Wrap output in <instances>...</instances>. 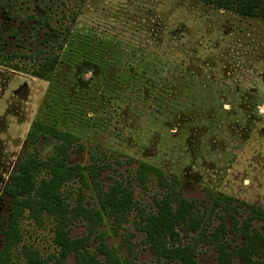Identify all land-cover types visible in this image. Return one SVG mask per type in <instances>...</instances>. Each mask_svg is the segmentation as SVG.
<instances>
[{
    "label": "trees",
    "instance_id": "trees-1",
    "mask_svg": "<svg viewBox=\"0 0 264 264\" xmlns=\"http://www.w3.org/2000/svg\"><path fill=\"white\" fill-rule=\"evenodd\" d=\"M80 1L61 0L63 9L57 17L29 16L53 33L46 40L37 39L36 52L21 55L33 64L36 76L53 75L56 94L47 96L45 108L54 100L59 109L75 93L84 98L101 81L105 130L117 138L130 139L146 122L148 128L161 127L178 136L182 152L192 161L203 160L205 148L207 154L226 155L230 145L237 150L249 142L259 126L257 100L241 88L231 89L225 76L217 81L209 78L204 71L208 63L197 56L201 43L174 12L188 7L197 14L216 12L264 25V0H173L170 6L158 0L156 6L165 10L138 23L140 38L135 40L126 39L112 25L102 31L81 24ZM221 35L228 47L238 40L232 28ZM77 41L81 46L72 48ZM226 57L210 63L211 68ZM14 58L20 57L10 60ZM0 60L8 58L0 53ZM87 74L89 79L83 82ZM95 108L82 100L70 119L85 124L88 114H97ZM51 116L32 122L16 170L3 188L9 212L0 264H68L69 257L74 264H137L143 249L150 253L152 264H199V252L206 247L213 250L215 264H264L263 208L209 188L206 201H189L182 196L183 178L166 175L145 161L138 163L132 178L113 177L105 188L101 178L110 169L106 154L115 150L89 144L90 163L70 164L74 149H84L80 135L62 126L67 114ZM47 139L54 142L53 151L42 159L39 145ZM73 181L78 186L71 203L65 187ZM153 182L158 193L149 195ZM143 197L150 198L152 209L143 206ZM46 217L53 222L54 250L43 256L24 242L22 224L32 220L42 228ZM76 223L85 228L80 237L71 236ZM138 235L141 238L135 242ZM111 236L120 238L116 247L107 243Z\"/></svg>",
    "mask_w": 264,
    "mask_h": 264
},
{
    "label": "rangeland",
    "instance_id": "rangeland-1",
    "mask_svg": "<svg viewBox=\"0 0 264 264\" xmlns=\"http://www.w3.org/2000/svg\"><path fill=\"white\" fill-rule=\"evenodd\" d=\"M165 2V5L170 6L173 0ZM79 3L77 8L81 11L79 18L81 24L93 25L102 31H105V25H112L126 39L133 40L140 38L136 31L138 23L151 21L158 14L161 15L163 9L165 10L156 6L158 0H81ZM62 9L61 0H0V53L8 58L5 61L0 60V248L2 231L9 212V200L4 195L3 188L8 183L10 174L16 170L32 122L36 119L51 120V115H56V112L68 115L64 118L62 126L76 131L80 135V143L84 146L83 150L76 147L70 154L68 159L70 164L90 163L87 152L89 144L97 143L115 150L112 155L109 152L106 154L110 169L101 178L105 188L109 186L113 177L132 178L138 163L145 161L161 167L166 175L175 174L183 178L182 196L189 201H206L205 188H209L264 209L263 24L255 21L246 23L228 15L205 11L199 12L202 16L198 20L199 13L188 7L174 12L178 19L190 27L194 39L201 43L197 56L208 63L204 71L209 78L217 81L223 80L222 77L225 76L224 81L231 89L241 88L258 102L259 126L247 144L237 150L230 145L226 155L207 154L209 152L205 148L204 159L192 161L182 152L181 139L161 127L148 128L146 122H141L139 131L130 135V139L126 136L125 140L117 138L110 130H105V91L101 81L94 89L89 88L84 98L81 93H75L59 109L54 100L50 101L48 109L45 108L47 96L56 94L52 85L53 75L36 76L33 64L23 59L21 55L36 52L37 39L46 40L53 37L47 26L38 24L29 19V16L57 17L61 15ZM231 28L238 40L234 46L228 47L226 46L228 40L221 35V31L228 32ZM239 29L243 30L240 35L236 33ZM66 37L68 39L67 35ZM66 37L61 36V41L63 39L66 41ZM80 46L78 41L72 44L74 49ZM221 55L227 57L219 62L216 68H211L210 63L218 62ZM11 57L20 58L10 60ZM88 79L89 74L85 76L83 82ZM82 100L96 106L97 114L93 117L88 114V119L92 117L94 121L86 119L85 124L81 125L70 119V116L76 112ZM50 106L54 108L53 112ZM53 146L54 142L49 139L42 141L39 145L40 157L45 159L51 154ZM77 186L78 184L73 181L65 187V193L71 203H74ZM149 190V195L158 193V187L154 182ZM86 195H90V192H86ZM141 203L148 210L152 209L150 198L143 197ZM22 226L26 244L37 248L43 256L54 250L53 222L50 218H45L42 228L34 225L32 220H25ZM84 231V226L76 223L72 226L71 236L80 237ZM140 238L138 235L134 241L139 242ZM119 239L111 236L107 243L116 247ZM121 253L123 256L126 255L125 250ZM214 256L213 250L206 247L200 250L197 261L199 264H215ZM67 263L74 264L73 258L69 257ZM136 263L152 264L150 253L143 249Z\"/></svg>",
    "mask_w": 264,
    "mask_h": 264
}]
</instances>
